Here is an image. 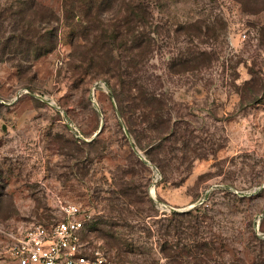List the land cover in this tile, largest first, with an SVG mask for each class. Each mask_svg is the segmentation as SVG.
Wrapping results in <instances>:
<instances>
[{"label": "rangeland", "instance_id": "obj_1", "mask_svg": "<svg viewBox=\"0 0 264 264\" xmlns=\"http://www.w3.org/2000/svg\"><path fill=\"white\" fill-rule=\"evenodd\" d=\"M0 77V264L70 203L116 264H264V0H0Z\"/></svg>", "mask_w": 264, "mask_h": 264}, {"label": "built area", "instance_id": "obj_2", "mask_svg": "<svg viewBox=\"0 0 264 264\" xmlns=\"http://www.w3.org/2000/svg\"><path fill=\"white\" fill-rule=\"evenodd\" d=\"M30 94L28 88H18L8 103ZM62 213L52 224L29 226L10 247V264H116L99 251L87 253L82 236L90 216L82 206L65 204Z\"/></svg>", "mask_w": 264, "mask_h": 264}, {"label": "trees", "instance_id": "obj_3", "mask_svg": "<svg viewBox=\"0 0 264 264\" xmlns=\"http://www.w3.org/2000/svg\"><path fill=\"white\" fill-rule=\"evenodd\" d=\"M244 1V0H242ZM128 12L130 15H135V18L136 16L138 17L137 19H139L140 21H143L144 20V16H143V11L139 10V11H136L135 7L133 6V4L131 2H129V9H128ZM132 18H129L128 17V22L131 21ZM115 38V36L113 37ZM57 34L55 32L54 29H51V30H48V32L46 33V35L44 36V38L42 39L41 42H38L37 44H32L31 47V57L29 58L28 61H34L50 52H52L53 50L56 49L57 47ZM30 43H32V41H30ZM127 75H130L129 73H127ZM132 75H130V79H133L131 77ZM119 81L122 83V92H119L118 90H115L116 94H120V95H124V92H128L126 97H135V101H139V102H143L146 98L140 96V97H136L135 95L133 96H130V91L133 89V87H129V86H125L126 84V81L124 80L123 77L119 76ZM118 91V93H117Z\"/></svg>", "mask_w": 264, "mask_h": 264}, {"label": "crops", "instance_id": "obj_4", "mask_svg": "<svg viewBox=\"0 0 264 264\" xmlns=\"http://www.w3.org/2000/svg\"><path fill=\"white\" fill-rule=\"evenodd\" d=\"M12 83L13 82H7L2 77H0V97H1L0 104L12 107L15 106L20 101L19 100L17 102H11V103L6 102V100L10 102L12 100L11 98L13 97V93H12L13 90L11 91V87L13 86Z\"/></svg>", "mask_w": 264, "mask_h": 264}]
</instances>
